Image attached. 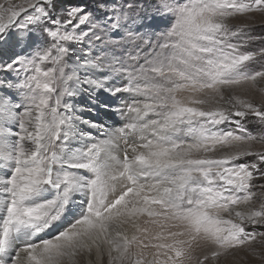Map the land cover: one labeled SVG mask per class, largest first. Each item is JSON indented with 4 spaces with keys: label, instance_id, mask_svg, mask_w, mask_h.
Here are the masks:
<instances>
[{
    "label": "snow or ice",
    "instance_id": "6c2138e0",
    "mask_svg": "<svg viewBox=\"0 0 264 264\" xmlns=\"http://www.w3.org/2000/svg\"><path fill=\"white\" fill-rule=\"evenodd\" d=\"M137 8L0 0V264H264V0Z\"/></svg>",
    "mask_w": 264,
    "mask_h": 264
},
{
    "label": "rangeland",
    "instance_id": "374dc122",
    "mask_svg": "<svg viewBox=\"0 0 264 264\" xmlns=\"http://www.w3.org/2000/svg\"><path fill=\"white\" fill-rule=\"evenodd\" d=\"M138 5L137 12L139 13V19H137V26L143 24L145 26L150 25V27H145L143 30L148 32H160L164 30V25L166 21L161 19V15L157 10V4L159 0H135ZM230 23L234 25H242L248 24L252 28V35L254 39L248 43V49H258L260 47H264V17L260 15H256L253 20H246L244 18L233 19ZM21 50L19 47H16L14 41L9 40L7 43H0V59H6L16 53H19ZM255 63V62H250ZM126 95V94H125ZM105 97L101 96L103 100ZM80 104L82 106H87L89 103L86 95L78 97ZM120 101L115 100L113 104V108L119 105ZM86 115H88L86 113ZM92 118L99 119L103 121L105 124L107 122L113 123V125L118 126L121 122V117L114 111L105 113L101 111L98 116L93 115ZM255 127L254 124H250L249 128L253 129ZM258 149L261 148L260 145L256 146ZM255 264V262H252Z\"/></svg>",
    "mask_w": 264,
    "mask_h": 264
},
{
    "label": "bare ground",
    "instance_id": "6f19581e",
    "mask_svg": "<svg viewBox=\"0 0 264 264\" xmlns=\"http://www.w3.org/2000/svg\"><path fill=\"white\" fill-rule=\"evenodd\" d=\"M107 121H108V120H106V123H107V124L113 125V123H111V122H107Z\"/></svg>",
    "mask_w": 264,
    "mask_h": 264
}]
</instances>
